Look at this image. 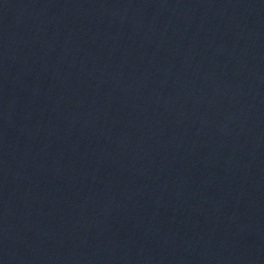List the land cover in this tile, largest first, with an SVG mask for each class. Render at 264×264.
Returning a JSON list of instances; mask_svg holds the SVG:
<instances>
[{"label":"water","instance_id":"water-1","mask_svg":"<svg viewBox=\"0 0 264 264\" xmlns=\"http://www.w3.org/2000/svg\"><path fill=\"white\" fill-rule=\"evenodd\" d=\"M0 264H264V199L56 0H0Z\"/></svg>","mask_w":264,"mask_h":264}]
</instances>
